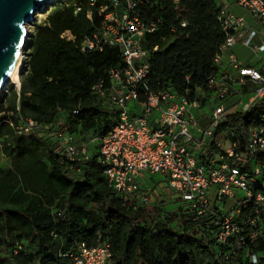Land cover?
<instances>
[{"label":"trees","instance_id":"obj_1","mask_svg":"<svg viewBox=\"0 0 264 264\" xmlns=\"http://www.w3.org/2000/svg\"><path fill=\"white\" fill-rule=\"evenodd\" d=\"M137 10L142 21L157 23L143 42L148 50L158 48L150 53L148 86L177 95L188 90L192 97L197 89L208 93V80L220 73L214 57L226 38L214 0H178L177 10L173 0H150ZM100 20L87 0L56 1L34 25L20 88L10 84L0 96V153L9 161L0 168V264H70L59 254L75 252L81 241L110 245V264H253L252 256L264 264V214L255 241L239 215L244 244L221 246L212 234L221 213L197 216L177 206L159 220L162 209L116 195L92 151L88 160L70 161L36 131L15 133L21 120H32L100 139L117 122V110L92 88L107 85L108 70L122 65L119 49L80 52L83 36ZM65 32L74 39L62 38ZM261 106L229 114L222 125L242 137L258 122Z\"/></svg>","mask_w":264,"mask_h":264},{"label":"built area","instance_id":"obj_2","mask_svg":"<svg viewBox=\"0 0 264 264\" xmlns=\"http://www.w3.org/2000/svg\"><path fill=\"white\" fill-rule=\"evenodd\" d=\"M87 2L96 7L101 20L97 29L83 36L80 52L112 46L119 49L122 60V65L108 70L107 85L100 81L92 88L94 96L106 98L117 110V122L105 136L96 139V162L108 186L119 197L133 198L147 206L158 193L143 188L138 179L161 175L165 188L180 202L179 207L197 216L221 213L219 227L212 233L218 244L231 245L236 240L244 244L236 223L239 215L243 224L253 228L249 238L255 241L258 232L254 228L264 214V0H233L260 29L243 25V17L235 16L228 5H221V0H214L219 6L217 20L226 34L214 57L220 73L208 80V93L197 89L193 97L188 90L177 95L148 86L150 53L158 48L148 50L143 42L146 34L157 29V23L153 19L142 21L137 9L149 5L150 0ZM173 8L178 9V0H173ZM91 16L88 11L87 17ZM180 25L185 27L184 23ZM61 37L74 39L69 32ZM239 45L250 50L260 68L243 66L229 54V70L224 69V54ZM132 101L135 106L129 111L127 106ZM258 105H262L258 122L249 126L244 136L222 125L227 115H245ZM14 130L17 135L35 130L52 133L54 148L70 161H85L91 156L88 145L78 149L71 135L54 133L50 126L21 120ZM163 218L164 211L158 219ZM59 256L68 258L70 264H110L112 249L108 244L81 241L75 252ZM251 260L257 264L254 256Z\"/></svg>","mask_w":264,"mask_h":264},{"label":"water","instance_id":"obj_3","mask_svg":"<svg viewBox=\"0 0 264 264\" xmlns=\"http://www.w3.org/2000/svg\"><path fill=\"white\" fill-rule=\"evenodd\" d=\"M52 3L50 0H0L1 93L6 90L9 75L18 60L20 49L24 53L31 40L26 30L27 25L34 21L35 14L48 10ZM17 88H20V84Z\"/></svg>","mask_w":264,"mask_h":264},{"label":"rangeland","instance_id":"obj_4","mask_svg":"<svg viewBox=\"0 0 264 264\" xmlns=\"http://www.w3.org/2000/svg\"><path fill=\"white\" fill-rule=\"evenodd\" d=\"M53 4L54 3H52L50 6H52ZM46 13H47V10L38 12L34 16V21L27 25V30H28V33H29L30 36L33 35L34 25L43 22V20H44V18L46 16ZM239 14L245 15L246 18H247V15H248V13L245 10L239 12ZM26 50H27V48H25L24 53H22V55H23L22 69H23V66H24V63H25V59H26V57H25ZM19 83H20V77H19ZM10 84L11 83L9 82L7 84V86L10 85ZM11 85L14 86V89H17V86L15 84H11ZM6 92L7 91L5 90L3 93H0V96L2 94H6ZM244 102H245V100H244ZM134 106H135V103L132 101L127 106V109L129 111H133ZM150 118L152 119L153 115H151ZM202 123L205 124L206 121L203 119ZM35 131L45 141H47V142L51 141V135H49V134H52V133L46 134L44 132V130H35ZM53 131H54V133H56V132L57 133L58 132L59 133H64L62 131H58V130L56 131L55 128H53L52 132ZM70 135L73 137V143L78 149L81 146H83V145H88V148L90 149V151H92V153L96 155L95 145H96L97 141H96V137L92 133H90V132H77L75 134H70ZM8 167H9V161L0 153V168H8ZM146 179H147V183H148L149 187H153L154 185L158 184L159 182L164 181V180L161 179V175H158V174L153 175V176H147ZM140 184H142V182ZM157 193L158 194H155V195L152 196V199H151L149 205L146 206V208L148 210L152 211V210H154V207H156L157 209L158 208L159 209L162 208V210L164 212H172V211L175 210V208L177 206L180 205V202H178V203L175 202L176 197H175V195L173 193H170V191H169V195H165V193H163L160 190Z\"/></svg>","mask_w":264,"mask_h":264},{"label":"crops","instance_id":"obj_5","mask_svg":"<svg viewBox=\"0 0 264 264\" xmlns=\"http://www.w3.org/2000/svg\"><path fill=\"white\" fill-rule=\"evenodd\" d=\"M221 5H228V8L230 10V12H232L235 16H241L244 18L245 23L243 25H248L249 27H252L254 29H260L259 24L256 22V20L251 17L249 14L247 15V18L245 15H241L239 14V12L243 11L242 8H240L239 6H237L233 0H221ZM246 11V10H245ZM247 12V11H246ZM248 13V12H247ZM229 54H233V56H235L243 66H248V67H253V68H260L261 65L259 63V61L254 58L250 52L249 49L244 48L242 46H236L235 48H233L232 50L227 51L224 54V69L229 70V60L227 58V56ZM233 75H235L233 72H231ZM162 180H164L163 177H161ZM138 182L141 183V186L144 188H150V189H155L157 192L160 190L163 193H165V195H169V191L165 188V186L163 185V181L159 182L158 184L154 185L153 187H149L148 183H147V179L146 178H139Z\"/></svg>","mask_w":264,"mask_h":264},{"label":"bare ground","instance_id":"obj_6","mask_svg":"<svg viewBox=\"0 0 264 264\" xmlns=\"http://www.w3.org/2000/svg\"><path fill=\"white\" fill-rule=\"evenodd\" d=\"M59 0H50V2H56ZM27 30V29H26ZM28 32V30H27ZM27 40V39H26ZM26 42V41H25ZM22 49H20V53H19V57L18 60L16 62V64L14 65L10 75H9V82L12 84H15L16 86L19 85V77H20V72L22 70V64H23V55H22ZM2 91L0 90V93Z\"/></svg>","mask_w":264,"mask_h":264}]
</instances>
